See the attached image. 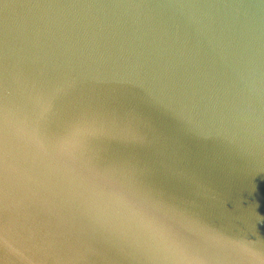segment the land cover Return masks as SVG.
<instances>
[{
    "label": "water",
    "instance_id": "obj_1",
    "mask_svg": "<svg viewBox=\"0 0 264 264\" xmlns=\"http://www.w3.org/2000/svg\"><path fill=\"white\" fill-rule=\"evenodd\" d=\"M0 264H264V0H0Z\"/></svg>",
    "mask_w": 264,
    "mask_h": 264
}]
</instances>
